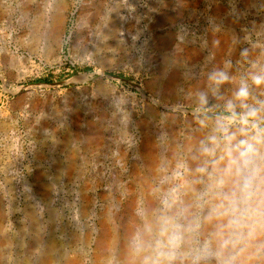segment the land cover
<instances>
[{"label":"rangeland","instance_id":"obj_1","mask_svg":"<svg viewBox=\"0 0 264 264\" xmlns=\"http://www.w3.org/2000/svg\"><path fill=\"white\" fill-rule=\"evenodd\" d=\"M76 1L0 0V264H102L156 136L191 127L177 89L264 61V0Z\"/></svg>","mask_w":264,"mask_h":264},{"label":"clouds","instance_id":"obj_2","mask_svg":"<svg viewBox=\"0 0 264 264\" xmlns=\"http://www.w3.org/2000/svg\"><path fill=\"white\" fill-rule=\"evenodd\" d=\"M248 65L236 76L226 59L202 87L177 89L171 110L191 127L179 141L165 129L156 136L131 226L102 264H264V61Z\"/></svg>","mask_w":264,"mask_h":264},{"label":"water","instance_id":"obj_3","mask_svg":"<svg viewBox=\"0 0 264 264\" xmlns=\"http://www.w3.org/2000/svg\"><path fill=\"white\" fill-rule=\"evenodd\" d=\"M78 2V0L76 1V3ZM77 10V6H76V8H75V11ZM120 79H122L123 81H125V82H128V83H130V84H132V85H136L133 81H131V80H129V79H127V78H125V77H120ZM58 83H61V82H58ZM148 95V94H147ZM149 97H151L150 95H148Z\"/></svg>","mask_w":264,"mask_h":264},{"label":"trees","instance_id":"obj_4","mask_svg":"<svg viewBox=\"0 0 264 264\" xmlns=\"http://www.w3.org/2000/svg\"><path fill=\"white\" fill-rule=\"evenodd\" d=\"M86 70H90V69L86 68ZM36 82H49V78L37 79Z\"/></svg>","mask_w":264,"mask_h":264},{"label":"bare ground","instance_id":"obj_5","mask_svg":"<svg viewBox=\"0 0 264 264\" xmlns=\"http://www.w3.org/2000/svg\"><path fill=\"white\" fill-rule=\"evenodd\" d=\"M222 38V37H221ZM149 97V96H148Z\"/></svg>","mask_w":264,"mask_h":264}]
</instances>
